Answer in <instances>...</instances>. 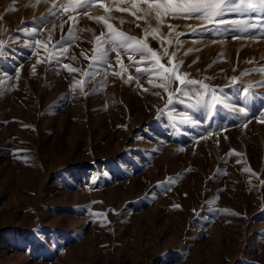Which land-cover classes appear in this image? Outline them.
<instances>
[{
  "label": "rangeland",
  "instance_id": "374dc122",
  "mask_svg": "<svg viewBox=\"0 0 264 264\" xmlns=\"http://www.w3.org/2000/svg\"><path fill=\"white\" fill-rule=\"evenodd\" d=\"M51 4L0 0V264H264V123L252 119L245 128L243 117L226 109L206 119L190 107L199 85L189 86L191 99L165 108L167 95L144 75L147 92L135 80L125 84L110 74L105 80L104 73L88 78V95L72 91L81 73L49 64L48 53L32 44L46 41L53 23V42L68 32L70 21L63 32L60 20L41 23ZM102 15V9L79 14L77 28L93 31L76 32L80 39L60 65L86 69L80 53L91 55L90 41L101 31L88 16ZM111 15L118 29L143 36L144 21ZM224 20L193 33L187 26L201 21L168 19L162 33L172 24L184 35L179 47L175 36L165 47L177 53L189 79L258 113L264 34L230 27L234 20L255 23V14ZM31 29L43 31L34 37ZM122 59L129 65L123 79L137 75V65ZM109 60L107 71H119L115 52ZM168 181L174 183L164 194L158 185Z\"/></svg>",
  "mask_w": 264,
  "mask_h": 264
},
{
  "label": "snow or ice",
  "instance_id": "6c2138e0",
  "mask_svg": "<svg viewBox=\"0 0 264 264\" xmlns=\"http://www.w3.org/2000/svg\"><path fill=\"white\" fill-rule=\"evenodd\" d=\"M38 2V0H36ZM128 4V7H122L120 5ZM32 6V5H29ZM102 9L105 15L102 16H88V19L94 21V23L101 27L99 35H93L91 55H88L87 51L80 53L84 59L89 63L86 69L73 67L69 64L60 65L62 58H67L72 44L80 39L76 35V32H92L91 28H77L79 23L78 16L81 12L85 15L89 10ZM113 12H127L137 20L144 21L147 25L143 29V36H131L124 31L118 29L111 22L116 19ZM229 14H237L241 16L255 14L256 22L249 25L248 21L234 20L229 22L230 27L236 31H247L249 26L258 29L264 34V0H113V5L110 6L106 0H52L51 7L49 8L46 16L41 18V23L51 22L52 20H60L59 28L63 32L65 24H69L68 32L66 35H62L59 41L53 42L52 36L57 27L53 23V28L47 30V40L36 38L32 41L35 45V49L43 48L48 53L46 57L47 62L52 64L55 62L58 66L67 70L69 74L81 73L82 78L77 80L73 77V83L71 90L75 91L77 87L80 88V92L83 95H88L84 91V86L90 82L88 78L94 79L97 75L104 73V79L107 80L108 75H112L116 78L123 80V83L128 84L133 80L136 81V87L142 91H149L150 89L144 88L140 84V75L146 77L147 83L152 88L162 89L163 93L167 95L165 102V108L173 105L174 103H184L185 100L191 99L189 95V86L199 85L200 91H195V95L198 97L195 104L190 107L193 110H202L205 113V118L210 119L211 113L217 109L227 110L232 113H238L237 119L243 117L242 125L247 127V124L256 119L258 123H264V105L258 113H253L251 104L246 106H236L228 102L226 97L217 95L214 90L209 89V86L202 81L189 79L187 73L180 72V68L183 64L182 60H176V52L169 54L168 48L165 45L171 46L173 36L176 38L177 47H179L183 41L179 39L184 33L176 31L178 26L167 24L168 33H162L161 29L165 26V22L168 19H192L202 22L199 28L187 26L194 33L196 31H207L209 25L219 26L225 24L224 17ZM67 16V19H63ZM152 21H155L153 24ZM123 24L124 21L120 20ZM140 27L139 24L136 25ZM43 29H31L28 34L32 36H39ZM149 38L159 42V49H153L150 46ZM63 42V43H62ZM27 43V42H26ZM32 44L28 46L31 47ZM4 41H0V54L4 52ZM59 46V47H58ZM115 52L116 63L119 65V71H112L109 73L107 69L113 67L109 60L110 53ZM189 53H185L188 55ZM33 55H37L36 51H33ZM126 55L131 64L137 65L135 67V73L137 75L128 74L127 79H123V74L128 71L129 65H125L122 56ZM139 56V60L134 57ZM73 60L75 56L71 57ZM167 58V63L161 61ZM42 61L38 58L36 64ZM35 72V65L33 66ZM264 72V69H260ZM19 73H17L18 77ZM235 85V79L231 82ZM173 85H178L173 87ZM164 98L160 91L152 93ZM209 99L206 101L205 97ZM248 93L244 92V97L247 98ZM161 112L164 110L161 109ZM258 117V118H257ZM214 135V133H209ZM246 172L251 171L246 168ZM255 175V173H253ZM94 182V181H93ZM174 183V181H168L159 187L164 188V194L171 189L166 187V184ZM264 183V182H262ZM93 215L101 216L104 213H94Z\"/></svg>",
  "mask_w": 264,
  "mask_h": 264
}]
</instances>
